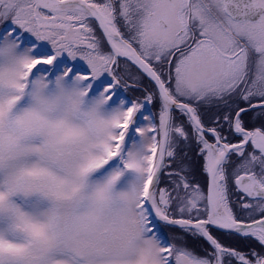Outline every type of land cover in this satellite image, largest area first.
I'll use <instances>...</instances> for the list:
<instances>
[{"label":"snow or ice","instance_id":"6c2138e0","mask_svg":"<svg viewBox=\"0 0 264 264\" xmlns=\"http://www.w3.org/2000/svg\"><path fill=\"white\" fill-rule=\"evenodd\" d=\"M0 264H264V0H0Z\"/></svg>","mask_w":264,"mask_h":264},{"label":"trees","instance_id":"16d2710c","mask_svg":"<svg viewBox=\"0 0 264 264\" xmlns=\"http://www.w3.org/2000/svg\"><path fill=\"white\" fill-rule=\"evenodd\" d=\"M130 92L133 93L132 91H130ZM189 155L194 157V153H192V152H190Z\"/></svg>","mask_w":264,"mask_h":264},{"label":"rangeland","instance_id":"374dc122","mask_svg":"<svg viewBox=\"0 0 264 264\" xmlns=\"http://www.w3.org/2000/svg\"><path fill=\"white\" fill-rule=\"evenodd\" d=\"M133 93H134L135 95H138V93H136V92H133ZM169 234H170V235H172V233H171V232H170Z\"/></svg>","mask_w":264,"mask_h":264}]
</instances>
